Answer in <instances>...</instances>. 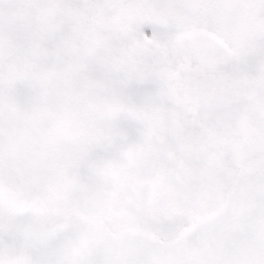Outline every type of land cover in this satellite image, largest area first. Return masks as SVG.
<instances>
[{
  "label": "snow or ice",
  "instance_id": "6c2138e0",
  "mask_svg": "<svg viewBox=\"0 0 264 264\" xmlns=\"http://www.w3.org/2000/svg\"><path fill=\"white\" fill-rule=\"evenodd\" d=\"M0 264H264V0H0Z\"/></svg>",
  "mask_w": 264,
  "mask_h": 264
}]
</instances>
